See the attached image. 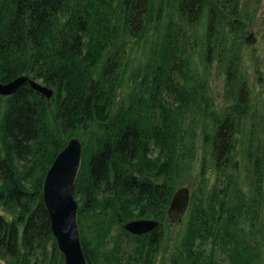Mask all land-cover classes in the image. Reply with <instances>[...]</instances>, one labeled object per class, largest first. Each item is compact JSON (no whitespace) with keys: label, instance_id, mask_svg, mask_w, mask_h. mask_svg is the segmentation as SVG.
<instances>
[{"label":"trees","instance_id":"1","mask_svg":"<svg viewBox=\"0 0 264 264\" xmlns=\"http://www.w3.org/2000/svg\"><path fill=\"white\" fill-rule=\"evenodd\" d=\"M176 10L188 23L202 13L208 16L213 44L206 58L223 60L233 99L222 117L210 111L204 83L191 81L188 58L168 33L153 49L137 93L116 99L120 52L113 42L143 32L148 0H0V81L25 74L52 90L46 98L24 82L0 94V206L11 213L10 218L0 214V258L6 264H64L49 229L41 184L73 128L79 127L80 159L72 193L86 264H155L165 241L163 223L176 221L166 216V207L180 169L177 134L188 113L209 117L217 171L227 176L229 169H239L228 166L249 108L248 85L238 36L222 29L225 23L241 24L239 0H177ZM251 142L245 150L253 193L247 214L251 205L261 209L264 197V138L252 136ZM205 185L203 176L189 196L188 220L174 232V246L164 247V260L247 264L236 180L216 179L207 192ZM140 217L158 224L139 234L124 230V221Z\"/></svg>","mask_w":264,"mask_h":264},{"label":"rangeland","instance_id":"2","mask_svg":"<svg viewBox=\"0 0 264 264\" xmlns=\"http://www.w3.org/2000/svg\"><path fill=\"white\" fill-rule=\"evenodd\" d=\"M176 2L177 0H148V18H146L143 32L132 37L122 36L113 42L120 52L116 99L121 96L126 99L132 93H137L140 88L139 80L153 56V49L159 48V44L168 33L181 44L180 49L188 58L190 72L194 73L191 81L198 80L204 83L206 94L212 103L210 111L222 117L233 99L228 92L226 75L221 67L223 60L219 61V55L211 57L210 60L206 58L208 45L213 44V38H208V16L202 13L194 23H188L178 15ZM239 8L241 24L227 25L225 23L222 26L223 31L226 30L228 34L232 31V34H229L231 37L238 36L240 41L238 44L241 46V49L239 48L241 70L248 85L249 108L242 117L240 128L236 133L237 138L228 166L229 168L236 166L239 169H229L227 176L217 171L214 166L211 142L208 139L213 129H209V117L197 111L188 113L180 123L181 128L178 130L176 139L177 162L180 164V169L177 170L176 175L174 174L173 180L175 187L188 186L191 196L195 193L194 190L197 189L203 176L206 182L203 189L206 192L216 179L225 178L226 180L232 176L241 193L238 201L244 206L238 218L240 240L245 246L242 247V258L247 264H264V197H260L261 209L258 210L251 205L247 214V203L250 198L252 201L253 193L248 184V173L245 169L249 163L245 150L253 147L252 136L264 138V0H239ZM237 19L239 20V17ZM215 42L218 49L221 40L219 39V42L215 40ZM217 49L216 52H218ZM72 131L75 132L72 136L80 140L79 127L73 128ZM0 214L11 217V213L1 206ZM186 220H188V210L181 219L164 221L165 241L162 248L158 249L155 264H167L164 260L167 258L164 247H169L171 250L175 242L174 232ZM88 234L91 237L93 235ZM39 260L40 257H37V263ZM0 263L6 264L2 258Z\"/></svg>","mask_w":264,"mask_h":264},{"label":"water","instance_id":"3","mask_svg":"<svg viewBox=\"0 0 264 264\" xmlns=\"http://www.w3.org/2000/svg\"><path fill=\"white\" fill-rule=\"evenodd\" d=\"M24 82L46 98L52 93L48 86L20 74L7 81H0V94H10ZM79 159L80 141L77 137L70 136L53 156L41 184V196L48 216L49 229L64 264H86L76 223L77 203L72 193ZM189 196V187L186 185L174 189L166 207V216L170 220L182 218L188 206ZM157 224V219L140 217L124 221L122 227L130 233L139 234Z\"/></svg>","mask_w":264,"mask_h":264}]
</instances>
